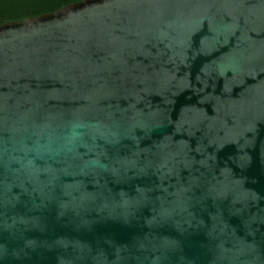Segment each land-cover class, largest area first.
Listing matches in <instances>:
<instances>
[{"label":"water","instance_id":"obj_1","mask_svg":"<svg viewBox=\"0 0 264 264\" xmlns=\"http://www.w3.org/2000/svg\"><path fill=\"white\" fill-rule=\"evenodd\" d=\"M0 264H264V0L0 25Z\"/></svg>","mask_w":264,"mask_h":264},{"label":"trees","instance_id":"obj_2","mask_svg":"<svg viewBox=\"0 0 264 264\" xmlns=\"http://www.w3.org/2000/svg\"><path fill=\"white\" fill-rule=\"evenodd\" d=\"M83 0H0V25L54 13Z\"/></svg>","mask_w":264,"mask_h":264}]
</instances>
